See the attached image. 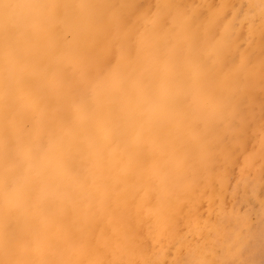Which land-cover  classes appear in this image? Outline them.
<instances>
[{"label":"bare ground","instance_id":"obj_1","mask_svg":"<svg viewBox=\"0 0 264 264\" xmlns=\"http://www.w3.org/2000/svg\"><path fill=\"white\" fill-rule=\"evenodd\" d=\"M112 47L114 67L103 68ZM97 87L92 107L83 110L74 91L84 96ZM260 94L264 3L256 0H0V264H26L32 251L14 238L26 229L25 201L39 202L24 186L69 185L73 178L64 174L89 149L116 164L115 206L89 245L91 264H200L205 256L220 264L237 235L223 218L233 220L230 207L224 210L233 197L232 165L223 161L219 173H209L201 155L205 148L212 155L211 126L242 104L251 114ZM29 119L35 133L48 130L54 139L42 154V173L2 154L7 137L20 136ZM223 134L217 130L231 157L239 144ZM113 139L119 142L109 148ZM23 154L31 157L29 147ZM66 216L50 211L45 237L66 238Z\"/></svg>","mask_w":264,"mask_h":264},{"label":"rangeland","instance_id":"obj_2","mask_svg":"<svg viewBox=\"0 0 264 264\" xmlns=\"http://www.w3.org/2000/svg\"><path fill=\"white\" fill-rule=\"evenodd\" d=\"M18 1L22 2V0H18ZM256 1L259 5L261 3H264V0H256ZM216 31L218 30L217 29L214 30L215 33ZM240 45H241L240 49L244 47V43H241ZM111 50L112 51L110 55H108L106 58L103 59L104 60L103 63L105 64L103 68L114 67V60H115L114 56L116 50L115 48L113 49V47ZM252 58L253 56L250 57V61H249V65L251 67L252 64H254L252 63L253 62ZM231 60H232L231 61L232 66H236V65L242 66L241 64H238L240 63L239 54L233 56ZM97 89L98 87L92 88V90L89 89L88 93H86L84 96H80L79 93L74 91L77 94L76 98L74 99L81 104V108L83 110L87 111L92 107L94 103L93 97L96 94ZM259 109L261 112L259 111ZM199 111L202 112L203 110L199 109ZM232 116L234 115H231L229 112H227L220 119L218 127L215 126H211L212 128L210 127L211 130H209V133L207 135H208V141L210 144V150L212 151V155H209L208 153L209 148L208 149L205 148L201 155L202 162H205L203 163V165L205 166L207 165L206 167L208 168L209 173H217V172L219 173L221 171V165H222L221 163L223 161L228 162L230 167L232 165V167L230 168L231 170H230L229 178H230V187L233 197L231 200L228 199V201L226 202L227 204H224L225 207L224 210H227L230 207V210L233 213L231 216L233 220L228 218L226 215L223 218L229 219L237 235H235L236 236L234 238L236 239L235 241L231 240V238L228 239L227 245H229V247L227 248L225 247L226 250L224 251L222 262L220 264H264V145H263L264 144V126H263L264 125L263 124L264 95L260 94L257 96V103L254 105L251 114L246 113V104H242L239 110L237 111L236 115L234 117ZM67 119L71 121L72 116L69 115ZM34 125H35L34 121L32 119H29V121L26 122L25 125L23 126V130L20 136L18 137L13 135L8 136L7 142L10 145L11 149L10 147L7 146V149H4L2 151V154L8 158L7 161L11 164L13 163L14 165H16L21 163L24 166L35 170L36 172L42 173V171H44L42 154L47 151V149L53 143L52 141H54V139L48 130L43 131L41 133H35ZM217 130H224L222 140L226 142H230L235 146L239 144L238 145L239 147L237 146V149H235V154L233 156L231 157L224 156V153L222 151V146L218 141L216 135ZM258 137L260 139H258ZM125 141H127L128 144H130L129 143L130 140L129 141L125 140ZM117 142H119L118 139H113L109 144L110 145L109 148L115 147ZM23 147L24 149L29 147L32 154L31 157H27L25 154H23V150H24ZM14 152H16V154H14ZM15 156H17L18 160ZM21 156L23 158H21ZM35 161H37V163ZM252 162L254 163L256 162L257 164L254 167V169H250L248 167V164L249 163L251 164ZM115 165L116 164L114 160L111 163V161L108 158H104L102 156L101 157L96 156L89 149L87 152L82 154L81 157L77 155L73 163V166L71 168V172L64 174V176L66 177L71 176L73 178L72 183L68 182L69 185L66 184L56 185L50 182V183H42V184L38 183L31 185L27 184L24 186L25 189H28L32 193L36 194L39 199L38 203H34V201L31 200L25 201V205L28 209V214L26 216V229L19 233H17L18 231H15L14 234V238L18 239L17 241L22 243L25 242L26 245H29L30 248H32L30 255L27 257L26 264H42V263L48 264L47 262H49V264L93 263V254L91 255V251H89L90 249L89 245L90 243H97L99 241L101 236L98 234H101V230L104 226V218L111 212V210L115 206L116 188H113L111 184V180H112L111 169L112 167L114 168ZM209 168L212 169V171ZM76 171L78 172L76 173ZM156 171L154 170L155 172L154 175L158 176L160 170L156 169ZM95 172H97V174ZM82 181L84 182V184ZM8 184L15 188L18 186L17 184L19 183H15L13 180H9ZM246 185L248 186L246 187ZM249 188L253 189L254 192L258 191L259 197H255L254 195H252V192ZM246 189H248V191L244 195L243 190ZM106 191H108L109 193ZM91 198H93V200ZM62 199L68 200V202L66 203L62 202ZM52 210H56L59 212H61L62 210L67 211L66 222L64 223L66 229H63L64 232H67V237L64 238L60 243H55L53 239L45 237L44 234L46 221L48 220L47 217L49 215V212ZM80 217H85V219L87 218V220L85 221L87 222L86 226L80 222ZM241 218L242 221H244V223L240 221ZM147 222L148 219H144L145 226H147ZM14 229H15V225L11 223L9 225V230L13 231ZM54 229H57L56 221L54 222ZM39 242L41 243V245L37 244ZM87 242H89L88 247H86L87 244L86 245L84 244ZM50 245L52 246V248L50 247ZM65 245L67 246L65 247ZM69 248H73V249H69ZM207 258L208 257L206 256L202 257L200 264H210L208 263L210 261ZM111 261L116 262V259L115 258L113 259L111 256Z\"/></svg>","mask_w":264,"mask_h":264}]
</instances>
